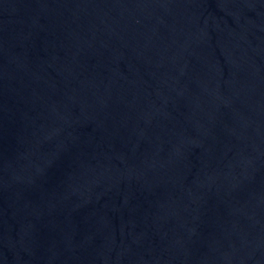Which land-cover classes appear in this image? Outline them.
<instances>
[{"label": "water", "instance_id": "water-1", "mask_svg": "<svg viewBox=\"0 0 264 264\" xmlns=\"http://www.w3.org/2000/svg\"><path fill=\"white\" fill-rule=\"evenodd\" d=\"M0 264H264V0H0Z\"/></svg>", "mask_w": 264, "mask_h": 264}]
</instances>
